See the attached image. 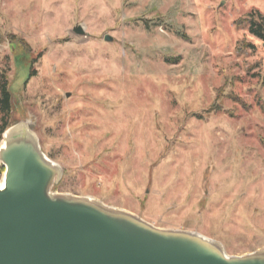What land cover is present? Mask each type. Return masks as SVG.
<instances>
[{
	"label": "rangeland",
	"instance_id": "rangeland-1",
	"mask_svg": "<svg viewBox=\"0 0 264 264\" xmlns=\"http://www.w3.org/2000/svg\"><path fill=\"white\" fill-rule=\"evenodd\" d=\"M253 12L264 16V0H0L9 127L27 121L62 167L53 192L199 233L231 256L264 250Z\"/></svg>",
	"mask_w": 264,
	"mask_h": 264
},
{
	"label": "water",
	"instance_id": "water-1",
	"mask_svg": "<svg viewBox=\"0 0 264 264\" xmlns=\"http://www.w3.org/2000/svg\"><path fill=\"white\" fill-rule=\"evenodd\" d=\"M0 164V264H264V250L231 256L199 233L155 228L97 199L53 192L63 169L27 121L4 131Z\"/></svg>",
	"mask_w": 264,
	"mask_h": 264
},
{
	"label": "trees",
	"instance_id": "trees-1",
	"mask_svg": "<svg viewBox=\"0 0 264 264\" xmlns=\"http://www.w3.org/2000/svg\"><path fill=\"white\" fill-rule=\"evenodd\" d=\"M246 21L250 25L251 33L264 42V16L259 12H253L248 15ZM246 46L254 47V44ZM33 72L29 74L30 78ZM12 88L5 71H0V113L2 114V124L0 125V137L9 127V119L12 113ZM3 170L0 168V172Z\"/></svg>",
	"mask_w": 264,
	"mask_h": 264
},
{
	"label": "bare ground",
	"instance_id": "bare-ground-1",
	"mask_svg": "<svg viewBox=\"0 0 264 264\" xmlns=\"http://www.w3.org/2000/svg\"><path fill=\"white\" fill-rule=\"evenodd\" d=\"M0 185H4V175H3V177H2V180L0 181Z\"/></svg>",
	"mask_w": 264,
	"mask_h": 264
}]
</instances>
